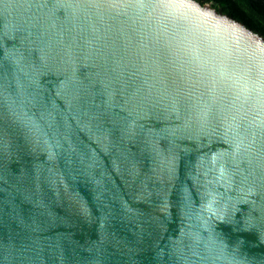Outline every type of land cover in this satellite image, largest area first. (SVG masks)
<instances>
[{"label":"water","instance_id":"1","mask_svg":"<svg viewBox=\"0 0 264 264\" xmlns=\"http://www.w3.org/2000/svg\"><path fill=\"white\" fill-rule=\"evenodd\" d=\"M0 264H264V40L197 0H0Z\"/></svg>","mask_w":264,"mask_h":264},{"label":"trees","instance_id":"2","mask_svg":"<svg viewBox=\"0 0 264 264\" xmlns=\"http://www.w3.org/2000/svg\"><path fill=\"white\" fill-rule=\"evenodd\" d=\"M235 20L239 25L264 40V0H197Z\"/></svg>","mask_w":264,"mask_h":264},{"label":"rangeland","instance_id":"3","mask_svg":"<svg viewBox=\"0 0 264 264\" xmlns=\"http://www.w3.org/2000/svg\"><path fill=\"white\" fill-rule=\"evenodd\" d=\"M211 5H212V3H211V2H205V6H206V8H210V7H211Z\"/></svg>","mask_w":264,"mask_h":264}]
</instances>
